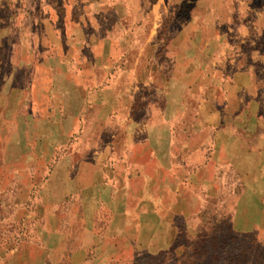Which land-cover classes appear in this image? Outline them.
Wrapping results in <instances>:
<instances>
[{
  "label": "rangeland",
  "instance_id": "374dc122",
  "mask_svg": "<svg viewBox=\"0 0 264 264\" xmlns=\"http://www.w3.org/2000/svg\"><path fill=\"white\" fill-rule=\"evenodd\" d=\"M248 262L264 0H0V264Z\"/></svg>",
  "mask_w": 264,
  "mask_h": 264
},
{
  "label": "crops",
  "instance_id": "0c3cea01",
  "mask_svg": "<svg viewBox=\"0 0 264 264\" xmlns=\"http://www.w3.org/2000/svg\"><path fill=\"white\" fill-rule=\"evenodd\" d=\"M31 44L32 43H30V45ZM28 62L29 63H26V64H28L27 66L30 67L29 68L30 71H28L29 73L32 72V71L35 72V74H38V72H40V71L45 73L44 70H45V67H46V63H48V61L46 59H43V58L41 59V56H39V54L34 53L33 54V58L31 59V61H28ZM27 77H29L28 74H27ZM49 228H51V227L49 226Z\"/></svg>",
  "mask_w": 264,
  "mask_h": 264
},
{
  "label": "trees",
  "instance_id": "16d2710c",
  "mask_svg": "<svg viewBox=\"0 0 264 264\" xmlns=\"http://www.w3.org/2000/svg\"><path fill=\"white\" fill-rule=\"evenodd\" d=\"M247 264H252V263H249V262H248ZM253 264H254V263H253Z\"/></svg>",
  "mask_w": 264,
  "mask_h": 264
}]
</instances>
